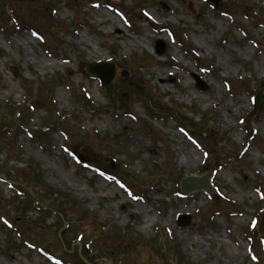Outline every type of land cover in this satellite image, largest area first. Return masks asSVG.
<instances>
[{
    "label": "rangeland",
    "instance_id": "obj_1",
    "mask_svg": "<svg viewBox=\"0 0 264 264\" xmlns=\"http://www.w3.org/2000/svg\"><path fill=\"white\" fill-rule=\"evenodd\" d=\"M226 1L1 0L0 123L23 110L33 133L49 129L37 139L16 125L3 128L11 135L0 140V171L9 177L0 181V264H82L79 252L93 264H264L256 231L264 208V86L250 119L264 80V0H241L245 8ZM103 62L115 65L108 84L85 70ZM122 83L146 99L118 88L112 107ZM30 103L36 109L27 111ZM175 116L200 128L188 138ZM32 163L47 190L39 193L43 203L53 202L51 190L78 203L70 226L62 227L64 214L27 203ZM154 169L163 174L139 175ZM206 173L211 195L180 191L182 178ZM179 214L190 216L189 225L177 224ZM115 228L144 243L119 233L130 251L111 256L100 245L115 242ZM78 232L93 237L92 251L73 242ZM152 238L158 245L150 246ZM174 244L182 262L162 254Z\"/></svg>",
    "mask_w": 264,
    "mask_h": 264
},
{
    "label": "trees",
    "instance_id": "obj_2",
    "mask_svg": "<svg viewBox=\"0 0 264 264\" xmlns=\"http://www.w3.org/2000/svg\"><path fill=\"white\" fill-rule=\"evenodd\" d=\"M231 5H233V6H236V7H244L243 6V1H241V0H236V2L234 1V0H227ZM226 1V2H227ZM239 1H241V2H239ZM245 4V3H244ZM225 4H223V6H224ZM228 7V6H227ZM227 7L226 8H222L225 12H227V13H229V10L227 9ZM245 8V7H244ZM52 10V9H51ZM257 10V9H256ZM260 13V12H259ZM262 14H260V16H261ZM50 47V46H49ZM49 47H47V49L48 50H50L51 51V49L49 48ZM123 85H127L128 87H129V89H121V91H125V92H128L129 94H131V95H135V94H144V93H142V92H140V91H138V89L135 87V86H133L132 84H130V83H122ZM117 86V85H116ZM115 86V87H116ZM114 87V88H115ZM112 94H113V92H112ZM118 91H117V93H116V99H118ZM29 105H31L32 107H35V104H33V103H30ZM29 105H27L26 106V109H27V111H29L30 109H29ZM115 106V104L113 103L112 104V107H114ZM148 109H149V111L150 112H152V111H155V110H158V111H160L159 110V108H157L156 106H154V105H151V106H148ZM14 114V113H13ZM16 116H17V118H15V117H9L8 116V114H4V115H2L1 116V119L2 120H4L2 123H0V140H4V139H8V138H10V135H11V132L10 131H7V132H3V131H1V129H2V127H4L5 125H7V124H10L11 126H18L20 129L22 128V127H24V128H30V127H27L28 125H26V123H25V120H24V118H25V116H24V111L22 110V111H17L16 112ZM176 117V119L178 120V122H179V124L184 128V129H186V127L188 128V131L189 132H193V130L195 131V130H198L200 127H198L197 125H193V124H191V125H185L184 124V122L181 120V118H178V116H175ZM199 120H201V118L199 119ZM47 126V124H45L44 126H43V128L44 127H46ZM8 133V134H7ZM45 134H46V132L45 131H42L41 129H38L36 132H34V136L35 137H37V139H41L43 136H45ZM205 137L206 136H203V138L205 139ZM116 142V141H115ZM27 169L33 174V176L35 177V183L34 182H32V181H30L29 179H27V178H25V180H24V183L27 185V186H29V188L31 189L30 191L31 192H33L34 194H35V197L38 199V201H39V206L41 207V209H40V211L43 213V212H47V210L49 209V208H51V209H53V210H56L57 212H59V213H61V214H64V216H65V218H66V220L70 223L71 222V219H73L72 218V212L73 211H75V210H77L76 208L78 207V203L75 201V199H73L72 197H70L69 195H67V194H63V193H60L59 191H54V190H51L50 192H49V194L48 195H50L51 197L52 196H54V199H53V202L51 203V204H48V205H46L45 203H43V199L42 198H40L39 196H40V191H47L44 187H43V185H42V178H41V172H40V170H39V168H38V166H36L34 163H32V164H29V165H27ZM159 172V173H158ZM2 173H4L3 171H0V174H2ZM163 174V172L162 171H159V170H153L152 172H150L149 170H145V171H143V173H141V174H139L141 177H143V179H144V175L147 177V178H158V176H160V175H162ZM5 175L8 177V175L5 173ZM153 176V177H152ZM140 177V178H141ZM121 178H122V180H123V182L125 183V185L127 186V187H129L130 189H133V184L132 183H130L128 180H127V178L126 177H124V176H121ZM126 178V179H125ZM42 188H44V189H42ZM27 196L29 197V201L27 202L28 204H32L33 203V201H32V198H31V194L29 193V191H28V193H27ZM49 197V196H48ZM81 215H83V216H87L88 217V215L86 214V212L85 211H83L82 210V212H81ZM114 231H115V235H110V237L115 241V242H110V243H106V242H102L101 243V247L103 248V249H105V250H103V251H105V252H107L108 254H110L111 256H113V255H115V254H126V253H128L130 250L128 249V247H129V245L126 247H124V248H126V249H123V246L124 245H122L121 243H120V240H119V238L116 236V235H118L120 232H119V230L118 229H114ZM78 234V239L81 241V243H87V244H89V245H92L93 246V243H94V239H93V237H90V236H87V237H85V239H83L84 238V233L83 232H78L77 233ZM76 234V235H77ZM126 234V231L125 232H123L122 234L120 233V236L119 237H122V238H128V239H131V240H135L137 243H144V240L141 238V237H138V239L136 238V237H132V236H127V235H125ZM149 243H150V246L151 247H154V246H156V245H158V242H157V240L155 239V238H152V239H150L149 240ZM172 247H165V249L163 250V252H162V254L165 256V257H167V254H171L172 256H173V258L175 259V261L178 263V262H182V260H183V255H182V253H181V251H180V249H179V246H177L176 244H174V245H171ZM93 248H94V246H93ZM161 250H162V248H161ZM87 260L89 261V258H87ZM116 261H118L117 259L115 260V263H116ZM89 262H91V261H89Z\"/></svg>",
    "mask_w": 264,
    "mask_h": 264
},
{
    "label": "water",
    "instance_id": "obj_3",
    "mask_svg": "<svg viewBox=\"0 0 264 264\" xmlns=\"http://www.w3.org/2000/svg\"><path fill=\"white\" fill-rule=\"evenodd\" d=\"M213 4L217 5L219 0H209ZM156 52L161 53L163 50V45H156ZM89 75L97 77L103 84H108L113 79L114 73H115V67L112 63H102V64H91L87 66L86 68ZM197 82V85L202 87L203 85L199 83V79L195 77ZM264 86V81L259 84V88H262ZM260 100V91H257L256 97H255V104L254 108L251 112V115L254 114L255 109L259 103ZM181 188L184 193H188L194 190H205L208 193L212 192V188L208 182V175H204L201 178L189 176L186 177L181 181ZM178 223L186 226L189 223V216L188 215H179L178 216ZM258 233L264 237V211L262 212L260 222L258 224Z\"/></svg>",
    "mask_w": 264,
    "mask_h": 264
},
{
    "label": "bare ground",
    "instance_id": "obj_4",
    "mask_svg": "<svg viewBox=\"0 0 264 264\" xmlns=\"http://www.w3.org/2000/svg\"><path fill=\"white\" fill-rule=\"evenodd\" d=\"M187 159H188V157H187V155H185V159L184 160H186L187 161ZM180 207H187V204H186V202H183V203H180V205H179Z\"/></svg>",
    "mask_w": 264,
    "mask_h": 264
}]
</instances>
